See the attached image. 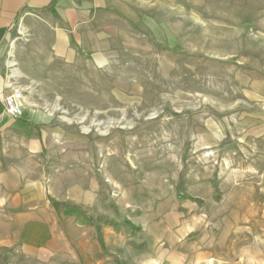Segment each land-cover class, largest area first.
I'll return each instance as SVG.
<instances>
[{
	"label": "rangeland",
	"instance_id": "rangeland-1",
	"mask_svg": "<svg viewBox=\"0 0 264 264\" xmlns=\"http://www.w3.org/2000/svg\"><path fill=\"white\" fill-rule=\"evenodd\" d=\"M76 5L7 43L0 264H264V0Z\"/></svg>",
	"mask_w": 264,
	"mask_h": 264
},
{
	"label": "crops",
	"instance_id": "crops-1",
	"mask_svg": "<svg viewBox=\"0 0 264 264\" xmlns=\"http://www.w3.org/2000/svg\"><path fill=\"white\" fill-rule=\"evenodd\" d=\"M35 11H47L60 23L73 24L72 15L81 14V7H77L76 0H0V124L13 121L5 117L2 99L9 92L7 71V43L11 37L12 27L22 15L32 14ZM67 26V24H66ZM25 114L23 110L21 116ZM35 146V140H31Z\"/></svg>",
	"mask_w": 264,
	"mask_h": 264
},
{
	"label": "built area",
	"instance_id": "built-area-1",
	"mask_svg": "<svg viewBox=\"0 0 264 264\" xmlns=\"http://www.w3.org/2000/svg\"><path fill=\"white\" fill-rule=\"evenodd\" d=\"M4 111L12 117H19L23 112L24 95L23 90L18 87H9V92L2 99Z\"/></svg>",
	"mask_w": 264,
	"mask_h": 264
},
{
	"label": "bare ground",
	"instance_id": "bare-ground-1",
	"mask_svg": "<svg viewBox=\"0 0 264 264\" xmlns=\"http://www.w3.org/2000/svg\"><path fill=\"white\" fill-rule=\"evenodd\" d=\"M17 73V74H16ZM19 75V73L18 72H14V74H13V76L15 77V76H18Z\"/></svg>",
	"mask_w": 264,
	"mask_h": 264
}]
</instances>
